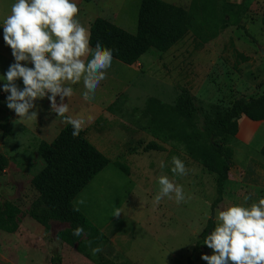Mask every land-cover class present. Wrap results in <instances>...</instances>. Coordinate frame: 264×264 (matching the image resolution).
<instances>
[{"label":"rangeland","instance_id":"obj_1","mask_svg":"<svg viewBox=\"0 0 264 264\" xmlns=\"http://www.w3.org/2000/svg\"><path fill=\"white\" fill-rule=\"evenodd\" d=\"M175 1L184 6L189 0ZM215 5L218 18L214 22L208 18L205 22L198 13L195 31L189 32L181 46L172 50L171 57L164 58L151 49L142 57L138 72L123 64L111 66L107 78L90 100L93 104L71 106L74 96L83 100L82 81L72 85L70 100L65 98L69 107L66 116L73 117L70 114L75 113L73 118H77L88 114L81 108L85 104L95 107L89 118L99 117L89 127V118H86L83 129H87V137L109 155L123 151L120 155L117 153L119 157L115 161L130 167L127 176L110 164L74 201L108 238L101 246L102 252L95 256L91 249L88 255H82L77 244L69 246L61 241L58 234L70 227L68 223L51 221L47 229L28 215L32 203L39 197L31 183L43 167L37 153L38 144L42 138L51 140L67 123L50 112L47 98L36 101L37 107L33 110L39 112L38 118L19 119L7 107L10 93L3 91L5 82L0 80V154L8 161L4 172H0V193L22 210L15 234L0 231V264H98L102 261L189 264V260L192 264H207L202 256L212 255L213 250L204 245V238L214 228L208 225L210 219L215 224L217 206H249L264 198L261 154L264 122L247 120L243 125V119L239 120L245 136L236 135L228 144L233 150L232 166L223 200L216 206V174L209 173L200 160L192 158L183 144L163 143L145 129L143 112L150 98L173 104L187 91L199 101L229 108L238 100L264 95V0H216ZM237 6H242L244 11L240 26H229L225 21ZM115 21L128 32L136 33L138 12L131 8ZM195 36L209 41L195 48L199 43ZM237 52L248 60L240 59ZM14 61L12 52L0 53V75L6 74ZM16 83L23 88L22 80ZM107 96L119 98L112 111H108V102L103 101ZM46 119H49L48 125ZM40 128L47 131L50 128L51 135L47 137ZM254 131H257L255 140L246 143ZM155 144L161 149H153ZM173 156L185 163L188 175L181 177L171 172ZM160 176H167L183 187L184 202L177 204L174 198L165 197L158 205L154 204ZM245 196L251 197L246 204ZM117 211L119 216L115 215Z\"/></svg>","mask_w":264,"mask_h":264},{"label":"trees","instance_id":"obj_2","mask_svg":"<svg viewBox=\"0 0 264 264\" xmlns=\"http://www.w3.org/2000/svg\"><path fill=\"white\" fill-rule=\"evenodd\" d=\"M215 1L193 0L186 9L163 0H142L136 33H130L107 19L97 18L90 29V47L94 49L99 41L103 47L113 50V59L133 66L141 62L151 49L164 54L189 32H194L198 13L203 21L210 18L214 22L218 18ZM243 14L242 6H237L236 10L229 12L225 23L240 26ZM195 37L199 40L195 48L209 41L208 38ZM237 53L240 59L248 60L242 53ZM118 99L108 107V111L115 108ZM143 117L146 119L145 129L155 139L163 143L183 144L192 158L200 160L209 173L216 174V206L223 200L232 166L233 150L228 144L238 134L242 117L264 122V95L238 100L226 108L199 101L185 91L173 104L150 98ZM72 130L67 123L51 142H39L37 153L43 167L31 181L39 197L32 203L28 215L47 229L51 221L68 223L70 227L59 232L58 237L69 246L77 244L78 252L88 255L89 249L101 247L108 238L76 207L74 200L110 165L111 160L88 139L86 130H82L78 137H73ZM152 148L161 149L158 144ZM261 154L264 157V146ZM7 164V159L0 154L1 173ZM114 165L125 175H130V167L126 163L116 160ZM21 214L20 207L4 199L0 193V231L15 234ZM208 226H214L213 219L209 220ZM77 227L84 229L80 237L73 235ZM98 264L112 263L102 261ZM189 264H192L191 260Z\"/></svg>","mask_w":264,"mask_h":264},{"label":"clouds","instance_id":"obj_3","mask_svg":"<svg viewBox=\"0 0 264 264\" xmlns=\"http://www.w3.org/2000/svg\"><path fill=\"white\" fill-rule=\"evenodd\" d=\"M80 9L75 0H15L10 14L3 21V39L12 49L15 63L4 75L3 91L7 107L21 120L38 118L36 101L47 98L50 112L58 114L72 126L73 137H78L85 125L83 117L66 116L68 100L73 95L72 85L83 82L85 101L94 99L95 91L107 78L113 62V50L97 41L90 47V32L78 19ZM91 56V59L87 57ZM32 65L25 66V63ZM22 80L23 88L17 85ZM59 97V102L57 100ZM90 119V118H89ZM171 172L176 176L188 175L185 163L177 156L171 159ZM160 167H164L161 162ZM159 192L154 204L162 199L185 201L183 187L167 176L158 178ZM251 199L244 197L245 204ZM119 216V211L116 212ZM215 224L204 238V245L213 250L203 255L207 264H264V198L249 206H217ZM84 234L83 227L73 235ZM91 242H89L90 244ZM92 255L102 252L101 247L91 249Z\"/></svg>","mask_w":264,"mask_h":264},{"label":"crops","instance_id":"obj_4","mask_svg":"<svg viewBox=\"0 0 264 264\" xmlns=\"http://www.w3.org/2000/svg\"><path fill=\"white\" fill-rule=\"evenodd\" d=\"M163 1H165L167 3H170V4H173V5L180 6V5H178V3H176L175 0H163ZM192 1L193 0H189V1H187L184 4V6H180V7H183V8L188 9L191 6ZM14 2H15V0H0V53L11 54V52H12V49L5 43V41L3 39V28L2 27H3V21L10 14L11 5ZM75 2L77 3V5H78V7L80 9L78 19L81 22V24L84 25L89 30V32H90L91 26H92L93 22L97 18H104V19H107V20H109V21H111V22L114 23V22H116L115 20L119 19L120 15L126 14V11L127 10H130L131 8H134V12L135 13L138 12V14H139V10H140V6H141V3H142V0H75ZM182 40L179 41L168 52L162 54L163 57L164 58L165 57H171L172 50L173 49L175 50L176 48L180 47L181 46V43H182ZM24 63H25V66H32L30 64H27V62H24ZM122 64L123 63H121L119 61L117 62V60L113 59V62H112V65L111 66H113V65L114 66L115 65H122ZM123 65H125V64H123ZM141 65H142V63L139 62V63H137V64H135L133 66H129V67L133 68L134 70H137V72H138L139 67ZM74 97H75V100L71 104L72 107L78 108L81 104H83L85 102L91 103L90 101H85L84 99L82 100V98L80 99L77 96H74ZM115 99H116V96L113 97V98H111V99L108 98V96H107V97H104L103 101H107L108 102L107 105L109 107L110 105H112L116 101ZM91 104H93V103H91ZM81 108H83V110L88 111L89 113L88 114H84L82 116L79 115L77 118L83 117L86 120V118L88 119L91 116V113L90 112L93 111L95 107H91L90 105H86L85 104V107H81ZM99 110H101V108ZM70 115H72L73 117L76 116L75 113H72ZM98 117H96V118L93 117V119L92 118L91 119H88V122H87L88 123L87 124L88 127H89V125L94 124L97 121ZM242 119H243V123H242L243 125H244V123L245 124L247 123V120H250L247 117H242ZM46 121H47V125H48L49 119H46ZM250 121H252V120H250ZM252 122H255V121H252ZM63 127L58 131V133H56V135H54V137H52L51 140L50 139H44V138H42V140H44L46 142H51L59 134V132L63 129ZM40 130L42 132H44L43 134H45L47 137L49 135H51L50 134V131H51L50 128H49V131L44 130V129L42 130V128H40ZM83 130H86L87 131V129H83ZM256 134H257V131L252 132V134L249 135L246 138V140H247L246 143L253 142L255 140V138H256ZM237 136H239V138H243L245 136L244 135V132L242 131L241 126L239 127V132H238ZM88 139L102 153H104L111 160V163L110 164H112V163L114 164L115 158H118L119 157V156H117V153H118V155H120L123 152V151H121V152L118 151L116 154L113 153V155H109V153H108L107 150L101 148L98 144H96L90 138H88ZM74 203H76V202H74Z\"/></svg>","mask_w":264,"mask_h":264}]
</instances>
